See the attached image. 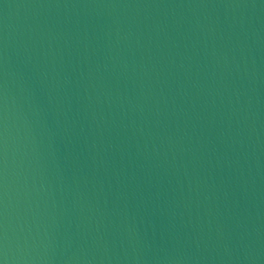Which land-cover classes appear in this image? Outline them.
<instances>
[{"label": "water", "instance_id": "water-1", "mask_svg": "<svg viewBox=\"0 0 264 264\" xmlns=\"http://www.w3.org/2000/svg\"><path fill=\"white\" fill-rule=\"evenodd\" d=\"M0 264H264V0H0Z\"/></svg>", "mask_w": 264, "mask_h": 264}]
</instances>
